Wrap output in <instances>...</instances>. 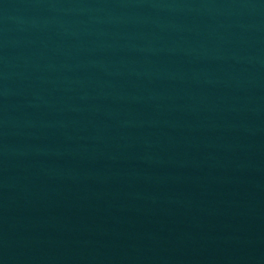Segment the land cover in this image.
Returning <instances> with one entry per match:
<instances>
[{
	"label": "water",
	"instance_id": "95a60500",
	"mask_svg": "<svg viewBox=\"0 0 264 264\" xmlns=\"http://www.w3.org/2000/svg\"><path fill=\"white\" fill-rule=\"evenodd\" d=\"M0 264H264V0H0Z\"/></svg>",
	"mask_w": 264,
	"mask_h": 264
}]
</instances>
